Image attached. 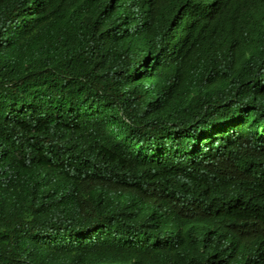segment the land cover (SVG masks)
I'll return each instance as SVG.
<instances>
[{
    "label": "trees",
    "instance_id": "trees-1",
    "mask_svg": "<svg viewBox=\"0 0 264 264\" xmlns=\"http://www.w3.org/2000/svg\"><path fill=\"white\" fill-rule=\"evenodd\" d=\"M0 264H264V0H0Z\"/></svg>",
    "mask_w": 264,
    "mask_h": 264
},
{
    "label": "clouds",
    "instance_id": "clouds-1",
    "mask_svg": "<svg viewBox=\"0 0 264 264\" xmlns=\"http://www.w3.org/2000/svg\"><path fill=\"white\" fill-rule=\"evenodd\" d=\"M149 61V60H148Z\"/></svg>",
    "mask_w": 264,
    "mask_h": 264
}]
</instances>
